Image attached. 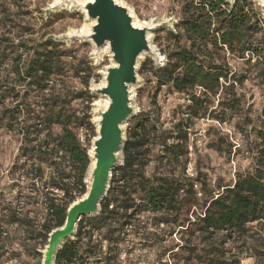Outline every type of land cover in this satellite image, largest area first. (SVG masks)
<instances>
[{
	"label": "rangeland",
	"instance_id": "1",
	"mask_svg": "<svg viewBox=\"0 0 264 264\" xmlns=\"http://www.w3.org/2000/svg\"><path fill=\"white\" fill-rule=\"evenodd\" d=\"M88 1L0 0V177L16 162L22 145L20 135L1 125L5 124L4 109L25 103L38 112L44 103L43 95L35 89L19 86L16 76V71L43 42H58L68 54L65 75L53 79L51 84L57 83L66 91L90 92L92 96V100L85 98L72 105L79 116L90 118L94 130L82 128L77 134L84 146L92 145L97 131L95 113L105 108L107 99L92 95L91 90L104 85L106 70L113 62L108 50H98L88 39L94 24L83 9ZM117 1L131 10L138 24L150 29L153 52L145 58L147 70L139 72L141 83L133 91L137 115L127 127L128 130L138 122L147 126L139 132L140 142L145 143L139 160L145 166L136 174L135 182H141L142 174L151 183L166 175L179 183L180 193L177 211L156 214L144 209L139 185L135 187L134 201L129 202V211L121 209L126 197L118 195L110 209L119 208L105 225L97 228L90 218L82 219L84 235L77 245L80 252L74 264H198L188 261L187 247L199 245L195 233L200 215L197 202L203 203L204 198L233 186L239 175L254 171L257 132L264 130V0H252L249 9L263 22L258 27L254 24L243 44L235 46L233 52L224 48L216 55V65L237 82V110L231 109L226 92L204 97L200 89L179 93L171 85L159 88L156 68L166 64V54L175 48L172 32H179L183 0ZM256 30L260 33L256 34ZM182 44L186 45L184 41ZM243 45L252 46L253 51L243 53ZM14 89L18 97L13 96ZM193 94L201 96V107L198 117L189 120ZM179 123L190 128L187 141L181 143L177 134H170ZM60 132L59 127L53 128L54 134ZM166 144H181L179 161L170 153L161 160ZM2 185L7 204H15L18 189H13L7 179ZM126 186L123 182L115 184V194ZM71 189L76 192L75 187ZM57 193L59 199L64 197ZM32 216L42 223L47 220L41 212ZM9 222L8 213L0 212V227L6 232L0 236V264H42L45 241L40 231L28 233ZM249 228L248 237L225 246L226 257L221 261L234 255L240 264H264V226L253 224Z\"/></svg>",
	"mask_w": 264,
	"mask_h": 264
},
{
	"label": "trees",
	"instance_id": "2",
	"mask_svg": "<svg viewBox=\"0 0 264 264\" xmlns=\"http://www.w3.org/2000/svg\"><path fill=\"white\" fill-rule=\"evenodd\" d=\"M183 3V18L177 24L179 32H172L175 48L166 54V64L156 68L159 88L171 85L179 93L200 89L204 97L217 95L219 91L226 92L230 96L231 109H239L235 88L237 82L230 78L228 71L216 65L217 51L227 48L233 52L235 46L243 44L254 24L258 27L263 20L250 14L252 0H236L234 3L227 0H183ZM255 33L260 31L256 30ZM61 47L60 43L52 40L43 42L28 57L23 68L16 71L19 86L35 89L43 95L44 103L39 106V111L32 110L31 105L25 103L13 104L4 109L5 124H1L10 132L20 135L22 145L16 162L8 173L0 177V212L8 213L11 225L21 226L28 233L40 231L45 247L51 232L64 226L69 207L87 191L85 179L91 164V144L84 146L77 131L82 128L94 130L90 118L79 116L72 106L85 98L92 100L90 92L66 91L57 83L51 84L53 79L65 75V58L68 54ZM252 49V46L243 45V53ZM146 70L147 61L142 64L140 72ZM18 95L14 89L13 96ZM201 100V96H191L189 120L198 117ZM220 103L225 104L224 101ZM54 127H59L61 132L54 134ZM146 129L147 126L141 122L128 128L123 150L124 165L113 173L111 188L101 205L100 215L90 218L95 227H102L115 215V209L119 206L112 210L110 208L118 195L126 197L121 209L129 211L132 208L129 202L134 201L133 194L137 193L135 187L139 185L145 210L156 214L177 211L180 185L176 180L165 175L157 178L156 183H151L142 174L141 182H135L138 178L136 174L145 166L139 160L140 151L145 147V143L139 140V132ZM189 129L179 123L170 134H177L176 139L181 143L187 141ZM257 138L254 171L239 175L233 186L204 198L203 203L197 202L200 215L195 233H198L199 245L187 246L188 261L195 260L198 264H240V259L234 255L229 260L221 261L226 257L225 246L248 237L250 225L264 226V130L257 132ZM163 147L165 154L162 161L167 159L168 153L179 161L181 144H166ZM117 171H120L119 176L116 175ZM5 179L12 183L13 189H18L13 199L15 204H7L5 200V187L2 185ZM120 182L128 186L115 194L113 186ZM72 186L76 192L71 189ZM57 191L64 195L62 199L57 196ZM38 212L47 218L43 223L37 216H32ZM83 229L81 221L75 240L67 242L59 250L56 264L75 263ZM4 233L0 227V236Z\"/></svg>",
	"mask_w": 264,
	"mask_h": 264
},
{
	"label": "water",
	"instance_id": "3",
	"mask_svg": "<svg viewBox=\"0 0 264 264\" xmlns=\"http://www.w3.org/2000/svg\"><path fill=\"white\" fill-rule=\"evenodd\" d=\"M227 1L234 3L236 0ZM83 9L94 23L88 39L98 50H108L113 62L106 70L104 85L91 90L92 95L106 98L107 104L95 113L97 131L89 150L87 191L69 207L64 226L49 235L42 252V264H56L59 250L75 240L82 219L100 215L113 173L124 165L127 127L137 115L133 91L141 83L139 72L146 56L153 54L150 29L138 24L131 10L121 2L89 0Z\"/></svg>",
	"mask_w": 264,
	"mask_h": 264
},
{
	"label": "bare ground",
	"instance_id": "4",
	"mask_svg": "<svg viewBox=\"0 0 264 264\" xmlns=\"http://www.w3.org/2000/svg\"><path fill=\"white\" fill-rule=\"evenodd\" d=\"M94 166V163L92 164V167Z\"/></svg>",
	"mask_w": 264,
	"mask_h": 264
}]
</instances>
